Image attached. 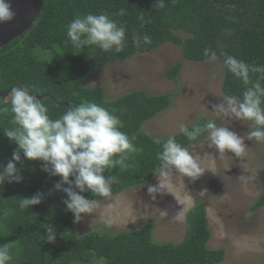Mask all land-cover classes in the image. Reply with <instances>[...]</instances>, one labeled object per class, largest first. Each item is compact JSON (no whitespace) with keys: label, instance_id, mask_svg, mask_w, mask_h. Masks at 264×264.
Listing matches in <instances>:
<instances>
[{"label":"trees","instance_id":"obj_1","mask_svg":"<svg viewBox=\"0 0 264 264\" xmlns=\"http://www.w3.org/2000/svg\"><path fill=\"white\" fill-rule=\"evenodd\" d=\"M158 2L44 0L35 22L18 38L0 48V91L17 85L27 88L35 96L50 95L54 101L41 100L53 119L65 112V107L58 105L61 102L67 103L68 107L94 102L115 111L123 125L121 131L132 141L136 152L128 161L132 165L128 170L121 171L117 167L104 173L117 180L112 185L111 196L143 185L156 176L153 173L160 164L157 154L162 151V146L154 143L153 137L143 134L140 127L168 108L170 97L131 90L107 100L102 87L82 86L89 72L150 52L165 43L180 46L188 61H206L203 52L207 47L218 56L223 50L249 65L264 66V0H164V7ZM121 9L126 12L123 16L119 15ZM89 13H106L118 24L126 26L127 45L121 53L104 52L94 46L76 49L71 45L67 25L77 14ZM140 16L144 17L143 24ZM134 33L141 37L148 35L151 44L141 42L140 48L135 47ZM218 62L224 70L223 95L242 98L245 86L227 71L222 58ZM179 68L176 64L168 69L167 77L177 82ZM257 75L254 74L252 79L255 80ZM10 100V94L5 99L0 97V108H10ZM11 118L10 112L0 113V166L11 160L16 149L3 133L4 129L13 127ZM204 122L200 119L195 124ZM172 136L186 148L206 138V134L196 141H189L181 133ZM261 146L264 171V143ZM42 164L25 159L21 153V162L16 167L23 176L22 182L0 185V246L7 244L9 247L12 256L9 264H85L84 258L100 261V264H220L224 261L223 248H208L211 232L200 199L187 212L185 234L177 244L153 242L150 223L113 235L89 231L78 236L74 216L63 203L66 195L54 190L55 183L61 178L44 172ZM37 192L43 194L42 202L22 210L20 199ZM82 195L95 200L104 198L94 197L90 192ZM263 207L264 190L249 211L256 212ZM49 226L57 236L52 243L47 241Z\"/></svg>","mask_w":264,"mask_h":264},{"label":"rangeland","instance_id":"obj_2","mask_svg":"<svg viewBox=\"0 0 264 264\" xmlns=\"http://www.w3.org/2000/svg\"><path fill=\"white\" fill-rule=\"evenodd\" d=\"M176 64L180 65L177 82L166 74ZM223 77L224 70L218 61H188L180 46L170 43L97 67L87 74L82 86L102 87L107 100L131 90L169 95V107L140 127L149 137L167 138L180 133L181 125L189 128L200 119H215L218 126L244 137L246 149L241 157L233 153L220 156L215 148L208 147L206 138L189 145L188 150L199 155L201 166L207 169L201 177L193 180L173 170L172 177L161 178L164 182L170 180L172 194L157 193L153 199L148 187L158 186L156 175L143 185L96 199L93 212L76 222L78 236L89 231L113 235L150 223L153 242L177 244L185 234L187 212L200 199L211 232L208 248L225 251L220 264H264V207L249 211L264 190L263 149L261 143L247 137L253 127L251 122L219 118L212 113V105L223 102ZM109 220L111 223H106ZM84 262L100 264L87 258Z\"/></svg>","mask_w":264,"mask_h":264},{"label":"clouds","instance_id":"obj_3","mask_svg":"<svg viewBox=\"0 0 264 264\" xmlns=\"http://www.w3.org/2000/svg\"><path fill=\"white\" fill-rule=\"evenodd\" d=\"M158 5L164 7V0H159ZM125 14V10L121 9L119 15ZM15 17L11 0H0V24L9 23ZM139 19L142 24L145 22L143 16ZM67 37L76 49L94 46L104 52L121 53L127 45L126 26L118 24L106 13L77 14L67 25ZM132 41L137 48L141 47V42L144 45L152 42L148 35L141 37L135 33ZM203 55L209 63L222 58L227 71L245 86L242 98L226 95L222 103L212 105V113L219 118L251 122L253 127L247 133L248 139L264 143V66L249 65L223 50L218 56L216 51L207 47ZM254 74H258L255 80L252 79ZM10 97V108L2 107L0 113L12 114L10 122L13 127L4 129L3 133L16 145V149L11 160L5 166H0V185L22 182L23 176L16 167L21 162V153L29 161L43 162L44 172L61 178L55 183L54 190L66 195L67 199L63 201L66 210L73 214L75 222H79L82 216L90 215L97 205V200L88 199L82 194L90 192L94 197H110L112 185L117 180L115 176L106 177L104 173L117 167L121 171L132 167L128 161L136 148L127 134L121 131L123 125L120 118L114 110L109 111L94 102H85L69 106L59 118L53 119L49 115V108L37 96L30 94L27 88L13 87ZM180 133L189 141H196L206 134L208 147L215 148L220 156L233 153L241 157L245 153L244 137L228 127L218 126L215 119H207L191 129L181 125ZM153 139L154 143L162 146V151L157 154L160 164L153 173L159 177V184L148 187L153 199L157 193L166 191L172 194L170 180L164 182L161 178L172 177L173 170L193 180L207 170L201 166L200 156L183 147L175 136H169L166 140L159 137ZM42 199L43 194L37 192L20 199L19 207L27 210L39 205ZM47 233V241L52 243L56 231L49 226ZM11 260L8 245L0 246V264H9Z\"/></svg>","mask_w":264,"mask_h":264},{"label":"water","instance_id":"obj_4","mask_svg":"<svg viewBox=\"0 0 264 264\" xmlns=\"http://www.w3.org/2000/svg\"><path fill=\"white\" fill-rule=\"evenodd\" d=\"M43 1L44 0H11L13 10L16 12V17L9 23L0 24V48L18 38L35 22L36 17L41 10ZM13 87L20 86L15 85ZM13 87L6 91H0V97L5 99L10 94ZM37 97L38 99L49 98L53 100L48 94ZM58 105L64 106L65 111L68 109V104L65 102L58 103ZM56 239L57 236L55 240Z\"/></svg>","mask_w":264,"mask_h":264}]
</instances>
